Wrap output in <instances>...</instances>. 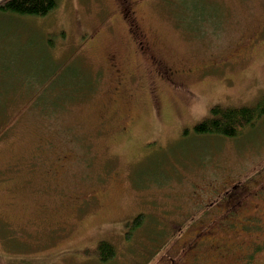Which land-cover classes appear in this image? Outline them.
Returning <instances> with one entry per match:
<instances>
[{
  "label": "rangeland",
  "instance_id": "rangeland-1",
  "mask_svg": "<svg viewBox=\"0 0 264 264\" xmlns=\"http://www.w3.org/2000/svg\"><path fill=\"white\" fill-rule=\"evenodd\" d=\"M151 57L190 76L175 89ZM80 61L93 91L40 112L56 88L34 89ZM262 98L264 0L0 12V264H101L80 252L101 240L115 248L107 264H264V118L235 140L193 132L212 106Z\"/></svg>",
  "mask_w": 264,
  "mask_h": 264
},
{
  "label": "trees",
  "instance_id": "trees-1",
  "mask_svg": "<svg viewBox=\"0 0 264 264\" xmlns=\"http://www.w3.org/2000/svg\"><path fill=\"white\" fill-rule=\"evenodd\" d=\"M58 2L59 0H0V12L20 17L41 18L53 12L58 6ZM75 59L71 60L72 63H74ZM80 64L81 67L78 73L72 74L70 72L68 75H66L67 73L64 74V72L69 68L62 70V73H56L57 69L61 67V65L57 64L56 71L52 72L49 78H45L44 83L39 88L37 86L38 89H34L33 99L36 100L37 97V99H41L44 96H48L45 94L47 89L56 88L50 93L49 103L38 106L40 112L44 114L53 113L54 110L61 108L66 102L80 98L82 100L93 91L96 80L82 66L81 61ZM61 79L65 81L58 84ZM263 118L264 98L258 100L253 106L227 107L215 105L210 108L209 116L194 126L193 132L200 138L235 140L241 137L244 131L254 128ZM144 219V215L140 214L131 222H127L125 224L126 233L130 230L129 233L132 234V232L140 229ZM80 252L86 257L92 254L91 257H94L96 262L101 264L113 261L116 256L113 245L104 240L99 241L94 248L84 249ZM242 259H245V257L237 256L235 258L239 262Z\"/></svg>",
  "mask_w": 264,
  "mask_h": 264
},
{
  "label": "flooded vegetation",
  "instance_id": "flooded-vegetation-1",
  "mask_svg": "<svg viewBox=\"0 0 264 264\" xmlns=\"http://www.w3.org/2000/svg\"><path fill=\"white\" fill-rule=\"evenodd\" d=\"M132 14H133V12L131 10H127V13H126V15H123V18L126 19V22L128 23V25L131 23V25L134 27V25L132 23V20H133ZM138 43L139 44H137V46L138 45L140 46L138 49L141 51V53L144 54V53L148 52L147 51L148 49H146L147 46L145 44V41L144 42L140 41ZM150 60H152L154 66H156V68L159 69V70H157V69L153 70V72H155L157 78L158 79L165 78L168 83L175 85V89L181 88V85H182L181 79L182 78L190 76V74L188 72H185V71L181 70L180 68L163 66L162 64L158 63V60L155 57H151ZM110 63H111L110 67L114 72V74H113V72H112V74L116 76L118 86L121 87L123 79L120 77L121 74H120V71L118 70L117 63L113 58L110 59Z\"/></svg>",
  "mask_w": 264,
  "mask_h": 264
}]
</instances>
